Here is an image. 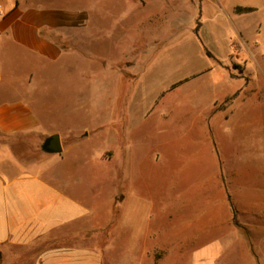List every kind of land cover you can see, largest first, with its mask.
Instances as JSON below:
<instances>
[{
  "label": "rangeland",
  "instance_id": "1",
  "mask_svg": "<svg viewBox=\"0 0 264 264\" xmlns=\"http://www.w3.org/2000/svg\"><path fill=\"white\" fill-rule=\"evenodd\" d=\"M36 1L77 9V21L37 74L42 135L0 134L12 171L52 176L102 224L111 193L135 180L147 235L127 246L116 199L103 264H193L188 232L214 156L264 194V0ZM51 132L61 153L42 149ZM216 264L244 262L229 249Z\"/></svg>",
  "mask_w": 264,
  "mask_h": 264
},
{
  "label": "crops",
  "instance_id": "2",
  "mask_svg": "<svg viewBox=\"0 0 264 264\" xmlns=\"http://www.w3.org/2000/svg\"><path fill=\"white\" fill-rule=\"evenodd\" d=\"M0 3V134L40 136L46 115L37 103V74L44 63L51 66L66 52L61 38L70 37V31L63 28L76 25L77 9L62 10L36 0ZM233 7L257 8L253 3ZM212 167L203 195L196 198L203 207L195 210L188 232L193 264H216L229 249L237 250L244 264H264V194L241 189L238 180L244 173L222 166L216 156ZM13 168L8 149L0 145L1 264H103L101 249L118 224L111 208L116 199L120 205L126 202L127 246L147 235L144 219H139L146 200L135 180L125 195L121 189L111 193L102 224L85 201L52 176L36 170L14 174ZM152 238L151 248H167Z\"/></svg>",
  "mask_w": 264,
  "mask_h": 264
},
{
  "label": "water",
  "instance_id": "3",
  "mask_svg": "<svg viewBox=\"0 0 264 264\" xmlns=\"http://www.w3.org/2000/svg\"><path fill=\"white\" fill-rule=\"evenodd\" d=\"M60 140V135L58 133H53L44 140L42 149L50 153H61L62 145Z\"/></svg>",
  "mask_w": 264,
  "mask_h": 264
},
{
  "label": "trees",
  "instance_id": "4",
  "mask_svg": "<svg viewBox=\"0 0 264 264\" xmlns=\"http://www.w3.org/2000/svg\"><path fill=\"white\" fill-rule=\"evenodd\" d=\"M251 9H252V8H250V7H245V8L238 7V8H237L238 11L251 10ZM0 264H1V253H0Z\"/></svg>",
  "mask_w": 264,
  "mask_h": 264
},
{
  "label": "built area",
  "instance_id": "5",
  "mask_svg": "<svg viewBox=\"0 0 264 264\" xmlns=\"http://www.w3.org/2000/svg\"><path fill=\"white\" fill-rule=\"evenodd\" d=\"M3 5L0 3V17L3 15Z\"/></svg>",
  "mask_w": 264,
  "mask_h": 264
}]
</instances>
